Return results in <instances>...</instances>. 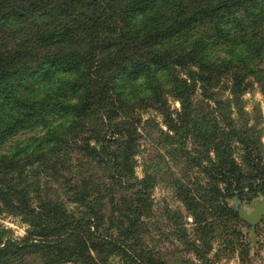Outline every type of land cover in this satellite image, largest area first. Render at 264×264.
<instances>
[{"label": "rangeland", "instance_id": "1", "mask_svg": "<svg viewBox=\"0 0 264 264\" xmlns=\"http://www.w3.org/2000/svg\"><path fill=\"white\" fill-rule=\"evenodd\" d=\"M13 1L24 4L25 9L32 4L30 15L43 9L54 12L49 21L54 29L50 44L59 46L63 31L64 38L72 34L67 38L69 44L66 45L73 60L85 52L87 45L88 35L84 31V25L89 21L90 13L81 10L89 3L96 16V38L93 32L91 36L93 43L96 42L94 49L96 48L97 59L110 56L119 58L124 52L129 60L141 58V35L146 27L154 26L162 17L172 16L179 8L186 15L197 11L198 7L213 6L224 0H154L147 10L141 6V0H29L30 4L28 0ZM233 1L239 7L232 6L229 11L225 7L220 10L215 7V17L221 16L216 23L196 18L191 24L196 28L188 30L187 35L196 37L204 34L216 38L224 36L225 39L229 34L231 39L235 17L240 12H245L246 8L250 9V13L257 12L255 28L264 29V0ZM2 2L5 4L7 0ZM128 2L130 6H126ZM66 4L69 7L77 5L75 15L79 16L78 21L73 22V16L70 18L66 13H60ZM24 17L2 15L5 31L8 32L6 23L9 19L15 29L16 25L22 27L20 23ZM200 24L203 26L198 27ZM226 25L230 28L225 27ZM31 26L28 22L23 31ZM0 33L5 34L1 30ZM23 37L26 39L27 36ZM27 38L28 41L23 45L27 51L26 58L22 56L17 65L31 72L32 79L51 68L55 73L48 74L39 84L31 80V88L20 91V96L28 99L25 105H29L28 108L31 109V104L36 102L41 107L43 104L37 102L40 98L49 102L58 100L75 103L82 90V68L77 69L71 63L63 62V55L52 58L43 54L48 45L45 43L50 38L37 37L34 42L32 38ZM135 39L137 47H129V42ZM183 39L186 40V36ZM11 43L12 46L15 43L18 47L22 45L21 40ZM222 43L226 45L224 49L229 51L227 41L219 42ZM35 49L40 50V53L32 57ZM214 51L218 53L220 50L216 47ZM54 52L61 51L56 49ZM261 61L262 58L256 64ZM122 66L124 65L118 68ZM106 68L118 69L110 61L106 63ZM155 73V79H149L134 69L114 71L107 77L106 96L113 100L112 113L97 111L90 117L79 118L70 115L67 109L64 112L59 106L51 109L47 105V116L51 122H64L63 127L69 133L59 135L61 147L57 148L52 142L45 144L48 138H42V135L47 130L42 126L31 124L29 128L15 130L17 132L9 140L13 146H19L15 147L17 149L27 145L23 142L25 139L33 138L29 142L30 148L19 153L14 160L18 173L25 164V172L20 177H29L33 182L32 195L58 200L62 209L73 216L90 213L88 207L96 206L105 216L104 227L108 229L107 233L115 238L118 228L126 224V219L122 216L126 208L130 207L133 199L143 194V216L126 233V238L124 235L125 244L130 251L105 245L100 248L103 253L100 252L99 259L101 261L104 258L100 264H141L134 255L143 257L145 264H264V216L257 226L255 242L252 240V225L240 216V210L250 214L254 212L256 203L264 204V195L260 194L252 200L237 196L226 199L229 207L239 214L242 221L224 217L220 212L219 202L207 207L201 200L209 183L202 170L208 152L201 134L205 132V126L208 127L209 105L213 106V103L204 100L199 89L191 96L193 110L189 118L196 121L200 131L192 132L194 138L198 139V143H195L191 134L187 137L180 135L188 131V128L182 127L175 131L169 127L172 121L181 122L179 113L182 103L176 87L181 81L177 77L184 78L185 74L176 68H156ZM158 84L162 88L161 95L152 96V88ZM217 91L218 98L228 99L229 89L226 86H218ZM119 93H123V96ZM142 97L151 98L141 100ZM127 101H131L130 104ZM242 103L246 111L245 117L252 123L258 122L257 125L264 129L263 78L253 79L251 87L243 95ZM17 105L20 106V100L16 102ZM25 105H21L20 110L15 109L17 115H30L24 110ZM14 107L15 104L12 106L0 100V117L6 119ZM189 125L191 126L190 123ZM34 147H40L38 153H43L42 158L55 150V155L48 156L41 169L36 165L37 162L31 160ZM195 156L201 160L198 165L192 160ZM29 160L31 162L26 166ZM119 176L121 178L117 180ZM189 196L196 198L192 205L189 203L192 200ZM86 197V203L78 201L85 200ZM85 227L87 235L90 226L86 223ZM30 229L24 216L0 213V238L5 235L8 237L6 239L21 241ZM42 254L43 251L38 250L26 252L25 256L30 264H42ZM91 254L94 257L97 255L94 251ZM149 257H153L155 262L152 263Z\"/></svg>", "mask_w": 264, "mask_h": 264}, {"label": "trees", "instance_id": "2", "mask_svg": "<svg viewBox=\"0 0 264 264\" xmlns=\"http://www.w3.org/2000/svg\"><path fill=\"white\" fill-rule=\"evenodd\" d=\"M2 1L6 0H0V30L5 33H0V100L12 106L15 104V107L6 119L0 117V213L8 212L24 216L31 229L21 241L6 239L8 237L5 235L0 238V264H30L26 259V252L38 250L43 251L42 264H100L104 261V258L101 261L99 259L100 252L103 253L100 248H104L105 245L118 246L130 251L125 244L126 233L134 227L140 216H143L145 202L142 193L140 197L132 200L130 207L126 208L122 215L126 219V224L118 228L117 238H115L107 233L109 231L104 227L105 216L96 206L88 207L90 213L73 216L72 213H67L62 209L58 200L32 195L33 182L29 177H20L25 172V164L18 173L14 160L23 150L30 148L31 143L29 142L33 138L25 139L23 142L27 145L18 149L15 147L19 146H13L14 144L9 140V137L19 131L18 128H29L31 124H36L47 130L42 135V138H48L45 144L52 142V145L55 144L57 148H60L59 135H66L69 130L63 127L64 122L62 121L51 122L47 116L48 106H51V109L59 106L64 112L67 109L70 115H76L79 118L90 117L97 111L112 113L113 100L106 96L108 88L106 78H109L114 71L134 69L149 79H155L156 68L181 69L185 77H177V80L181 81L176 87L177 95L182 103V110L179 113L181 122L172 121L169 127L175 131L182 127L188 128V131L180 135L187 137L191 134L195 143H198V139L194 138L192 132L196 133L198 127L196 121H191L189 118L193 110L191 96L199 89L203 99L213 103V106L209 105L208 127L205 126V132L201 134V139L208 152L205 156L206 164L202 170L207 175L209 183L207 190L204 189L201 195V200L206 203L207 207L215 206V203L219 202L218 206L224 217H231L238 221L239 214L229 207L226 199L237 196L241 199L252 200L260 194L264 195V129L257 125L258 122L252 123L245 117L246 111L242 103L243 95L251 87L253 79L260 77L264 79V33H261L264 29L255 28L256 11L250 13V9L246 8L245 12H240L235 17V24L233 23L235 26L232 27L234 29L232 38L230 39V35L227 34L223 39L224 36L216 38L203 34L190 37L187 34L188 30L196 28L191 26L196 18L203 22L210 20L216 23L221 16L215 17V7L219 10L225 7V10L229 11L232 6L239 7L236 1L224 0L213 6L198 7L197 11L186 15L182 14V8H179L172 16L162 17L154 26L150 25L144 29L141 35V58L128 60L126 53L123 52L119 58L110 56L97 59L96 48L94 49L96 42L93 43L91 36L93 32L96 38V27H94L96 16L88 3L81 10L90 13V19L84 25V31L88 35L87 45L85 52L73 60L66 45V43L69 44L67 38L72 34L64 38L65 32L62 30L60 45L50 44L54 29L49 21L55 14L54 12L43 9L30 15V8L33 6L29 0L30 8L28 9H25L24 4H16L13 0H7L5 4ZM153 1L141 0V6L147 10ZM126 6H130V2ZM26 10H28L27 15L24 17ZM76 10V4L72 7L66 4L60 13H66L70 18L73 16L74 22V20H79V16L75 15ZM2 15L14 18L24 17L20 23L22 27L16 25L13 29L14 25L9 19L6 23L8 27V32H6L4 23L1 21ZM28 22L32 25L31 28L23 31ZM75 26L76 24L73 28ZM201 26L203 25H198V27ZM225 27L230 28L228 25ZM18 36L21 38H17ZM23 36L32 38L33 42L37 40V37L50 38V41L45 43L48 45L43 50V54L52 58L63 55V62L71 63L78 67L77 69L82 68V90L75 103L58 100L49 102L45 98H40L37 102L43 104L41 107H38L36 102L31 104V109L28 108L29 105H25L28 99L20 96V91L30 89L31 80L39 84L48 74H54L55 70L48 69L32 79L31 72L17 65L22 56L25 57L27 54L23 45L28 38L24 39ZM185 36L186 40L183 39ZM14 40H21L22 45L18 47L15 43L12 46L11 42ZM220 41H227L229 51L224 49L225 43L219 44ZM167 43L170 45H165ZM130 46L137 47L136 39L129 42ZM216 47L220 50L218 53L214 51ZM238 47L240 49H237ZM56 49L61 52H54ZM39 53L40 50L35 49L32 57ZM260 58L262 61L257 65L256 62ZM108 61L114 62L117 68L124 66L117 70L106 68ZM221 83L223 85H220ZM218 86H226L229 89L228 99L217 97ZM161 89L160 84L153 87L152 96L161 95ZM119 94L123 96V93ZM147 98L151 97H142L141 100ZM18 100H20V106H16ZM130 102L127 101V104ZM21 105L26 106L24 110L30 115L16 114L17 108L22 109ZM199 132L198 130L197 133ZM39 149L40 147L33 148L34 153L31 155V160L37 162L36 165L38 164V168L41 169L48 156L55 155V150L42 158L43 153H38ZM31 160L26 163V166H29ZM192 160L195 165L201 163L196 156L192 157ZM120 178L119 176L116 179ZM87 198L78 199V201L84 204ZM191 198L189 196V199ZM195 199L192 198L189 203L192 205ZM86 223L90 226L88 236L85 235ZM228 243L231 242L228 241ZM66 244L68 246H65ZM92 251L96 252V257L91 254ZM133 257L141 264H145L143 257L138 255ZM149 260L152 263L155 262L153 257H149Z\"/></svg>", "mask_w": 264, "mask_h": 264}, {"label": "water", "instance_id": "3", "mask_svg": "<svg viewBox=\"0 0 264 264\" xmlns=\"http://www.w3.org/2000/svg\"><path fill=\"white\" fill-rule=\"evenodd\" d=\"M240 216L243 220L249 222L252 225V240L255 242L257 235V226L259 225L264 216V204L260 202L256 203L254 205V212L250 214L245 213L244 210H240Z\"/></svg>", "mask_w": 264, "mask_h": 264}]
</instances>
